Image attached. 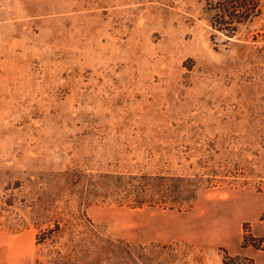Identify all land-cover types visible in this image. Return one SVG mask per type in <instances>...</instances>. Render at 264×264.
<instances>
[{"label": "rangeland", "instance_id": "obj_1", "mask_svg": "<svg viewBox=\"0 0 264 264\" xmlns=\"http://www.w3.org/2000/svg\"><path fill=\"white\" fill-rule=\"evenodd\" d=\"M0 264H264V9L0 0Z\"/></svg>", "mask_w": 264, "mask_h": 264}, {"label": "trees", "instance_id": "obj_2", "mask_svg": "<svg viewBox=\"0 0 264 264\" xmlns=\"http://www.w3.org/2000/svg\"><path fill=\"white\" fill-rule=\"evenodd\" d=\"M200 1L204 3L210 26L229 37L236 34L241 26L259 17L264 9L263 0Z\"/></svg>", "mask_w": 264, "mask_h": 264}]
</instances>
